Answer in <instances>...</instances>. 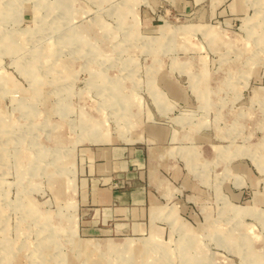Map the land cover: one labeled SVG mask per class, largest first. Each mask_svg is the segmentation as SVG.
I'll use <instances>...</instances> for the list:
<instances>
[{"label":"rangeland","instance_id":"obj_1","mask_svg":"<svg viewBox=\"0 0 264 264\" xmlns=\"http://www.w3.org/2000/svg\"><path fill=\"white\" fill-rule=\"evenodd\" d=\"M0 264H264V0H0Z\"/></svg>","mask_w":264,"mask_h":264},{"label":"crops","instance_id":"obj_2","mask_svg":"<svg viewBox=\"0 0 264 264\" xmlns=\"http://www.w3.org/2000/svg\"><path fill=\"white\" fill-rule=\"evenodd\" d=\"M153 135H156V133H153ZM104 151H105L104 158L102 159V162L98 165L100 166V168L104 169L105 171L104 175H107L105 179H110L111 175H119V174L123 175L122 177L128 178V174L130 173V170H128V168L131 167V165H136L139 168H141L144 165V161L142 157H140L139 155L138 157L136 156L134 157L130 153V150L127 149L126 147L113 148L110 150L107 149ZM135 152H138L140 154V152L142 153V150L138 151V149H135ZM158 158L159 156L157 157V159ZM162 163H164L163 160ZM138 179H140L141 181L140 176H138ZM140 181L133 188L131 187L128 189L125 188V190L121 189L118 192H116V190L111 189L110 187H105L104 191H100L101 194L104 192L105 196H103L102 199H104L105 204L108 205V207L105 208L104 213L101 214L100 218L102 221H106L107 219H111V218L113 219V216L115 215V218L118 219L134 220L139 228L140 224L143 223L142 221H144L143 219H145L149 214L148 207L146 206L147 200H148V205H149V201H150V206L154 204L152 199L149 200L148 191H146V188L142 187L143 183ZM123 199L124 202L123 201L121 202V200ZM117 200L119 203H124L125 206L121 207V205L118 204L115 207L113 206L111 207V203ZM156 215L167 217L169 216V213L158 211ZM133 222H131L130 226L127 224L128 221L123 222L119 225L127 224L128 228H130V231L132 233L133 231L131 230V228Z\"/></svg>","mask_w":264,"mask_h":264},{"label":"bare ground","instance_id":"obj_3","mask_svg":"<svg viewBox=\"0 0 264 264\" xmlns=\"http://www.w3.org/2000/svg\"><path fill=\"white\" fill-rule=\"evenodd\" d=\"M79 38V37H78ZM76 39V38H75ZM3 120V119H2ZM91 136V135H90ZM92 137V136H91ZM38 214V213H37ZM59 221V220H58ZM60 222V221H59ZM85 243V242H84ZM79 244H83V242L82 243H80L79 242ZM82 246H84V245H82ZM96 248V247H95ZM95 252V251H94ZM134 258V257H133ZM124 261V260H123Z\"/></svg>","mask_w":264,"mask_h":264}]
</instances>
